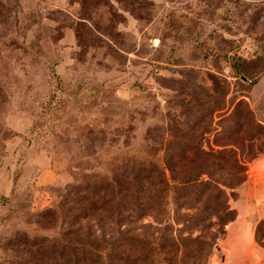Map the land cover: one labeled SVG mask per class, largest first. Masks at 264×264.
<instances>
[{"label":"rangeland","instance_id":"374dc122","mask_svg":"<svg viewBox=\"0 0 264 264\" xmlns=\"http://www.w3.org/2000/svg\"><path fill=\"white\" fill-rule=\"evenodd\" d=\"M262 43L260 0H0V264H264ZM210 150L246 171L222 186L236 219L217 240L172 199L95 217L73 201L168 165L215 171L196 158Z\"/></svg>","mask_w":264,"mask_h":264},{"label":"trees","instance_id":"16d2710c","mask_svg":"<svg viewBox=\"0 0 264 264\" xmlns=\"http://www.w3.org/2000/svg\"><path fill=\"white\" fill-rule=\"evenodd\" d=\"M254 57L255 63L264 71V43L259 45L258 49L255 51ZM230 60L233 78L241 79L245 77L248 79V75L244 71V66L247 63L246 60L238 55L231 56ZM255 83L256 80L251 81L249 87ZM221 100H223L225 104V98ZM223 109L224 107H220L216 111H221ZM196 158L207 164H211L216 167V170L191 173L181 178L177 171L168 165L166 168L171 174L170 179L166 174V169H162L156 183H149L152 176H144L141 173L138 179L132 181L137 184V188L131 185L121 187L120 184L116 183L117 181H114L115 183L103 182L85 186L77 185L73 187L75 196H78V194H84V196L74 197L73 201L76 205L83 201H93L99 204L98 207L94 204L91 206L90 210L85 213L86 217H95L96 215L106 213V206L112 201L133 199L138 203H158L162 199L164 201L172 199L177 206L181 204L192 205L193 208L198 210L196 216L191 219L190 227H188L189 230H192L191 228L197 229L202 226V220H204L202 219V215L212 217L215 223L210 224L206 229L215 231L214 238L217 240L226 234V225L236 219V213L234 210L230 209L228 205V196L222 186L233 189L234 180H237L238 183H242V181L245 180L246 171L245 168L237 164L231 151H204L202 155ZM184 160H186V158ZM225 175L232 177L233 180L221 183L219 180H223L222 176L225 177ZM127 179L128 178H126V180ZM146 215L147 212L145 213L143 210L138 211V216L142 217ZM25 244L27 247L39 246L36 244V241L32 242L30 240L26 241ZM214 244L215 243L212 242L205 243L201 250L209 255ZM44 246L46 247L47 245L44 243L43 247ZM128 258L129 257H126L125 261L129 262Z\"/></svg>","mask_w":264,"mask_h":264},{"label":"water","instance_id":"95a60500","mask_svg":"<svg viewBox=\"0 0 264 264\" xmlns=\"http://www.w3.org/2000/svg\"><path fill=\"white\" fill-rule=\"evenodd\" d=\"M242 80H243V81H247V79H245V78H242Z\"/></svg>","mask_w":264,"mask_h":264}]
</instances>
